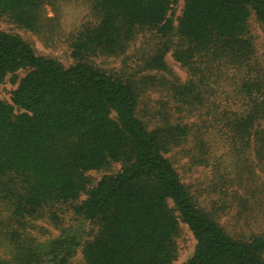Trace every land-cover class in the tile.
Wrapping results in <instances>:
<instances>
[{"label":"trees","instance_id":"obj_1","mask_svg":"<svg viewBox=\"0 0 264 264\" xmlns=\"http://www.w3.org/2000/svg\"><path fill=\"white\" fill-rule=\"evenodd\" d=\"M52 1L0 0V17L37 34ZM91 9L96 21L73 36L68 67L0 31V84L27 70L11 103L0 101V242L12 250L0 264H70L79 248L81 264H172L180 223L196 242L183 264H264V58L250 30L254 19L264 33V0H91ZM144 31L156 44L138 80L93 65ZM148 91L166 98L151 105ZM179 149L190 168L210 171L201 201L180 178ZM113 164L88 189L86 173ZM83 193L71 209L97 228L91 240L82 227L45 242L31 235L33 221Z\"/></svg>","mask_w":264,"mask_h":264},{"label":"rangeland","instance_id":"obj_2","mask_svg":"<svg viewBox=\"0 0 264 264\" xmlns=\"http://www.w3.org/2000/svg\"><path fill=\"white\" fill-rule=\"evenodd\" d=\"M182 7L183 2L180 1L173 6L170 12V17L175 27L177 25V19L181 15ZM95 21L96 18L91 9V0H57L43 6L39 33L36 34L21 28L10 22L6 17H0V31L19 36L32 46L37 55L55 59L64 67H68L74 63L70 48L73 36L83 26L94 23ZM251 22L250 30L257 45L258 56L264 58V33L254 19ZM155 44V34L151 31H144L137 35L136 39L129 45L123 55L117 57L99 56L93 59V65L126 81H130L132 78L136 81L140 78V74L137 72L142 70V61L155 48ZM165 61L174 75L182 81L187 79L186 69L174 60L171 52L165 56ZM26 73L27 70H19L14 75H8L3 80L0 84V101L11 103V93L16 89L20 79ZM141 74L154 75L155 73L142 72ZM128 77H131V79L129 80ZM222 88L220 89L218 97L223 96ZM158 89L161 90L160 88ZM159 98L165 99L166 94L155 91L144 95V100L148 101L151 105L159 101ZM18 112V109H15V113ZM189 116L195 117L194 114ZM184 148H189V145L184 146ZM175 156L177 160L175 166L177 167L178 165L177 169L182 182L190 186L192 190H196L195 194L201 201L206 196H202L200 192L206 194V190L210 187V171L204 170L199 166L190 168L187 164L188 158L183 155L182 149L177 150ZM119 169L120 165L113 164L106 171L87 172L86 176L90 179L88 189L94 187L104 175L115 174ZM86 197V194L83 193L77 201L66 205L64 213L52 210L55 214L54 219H51L49 214L45 218L33 221L35 228L31 230V235L39 242H45L50 238H55L60 235L62 230H74L77 227H82V240H91L97 228L89 221H83L75 217L71 209L72 205H79ZM175 243L177 246V255L172 264H183L192 256L196 242L190 230L182 223L179 225V233L175 239ZM11 251L8 244L0 242V259H10L12 257ZM82 261V251L79 248L70 264H81Z\"/></svg>","mask_w":264,"mask_h":264}]
</instances>
